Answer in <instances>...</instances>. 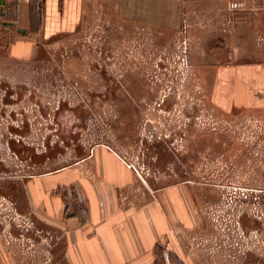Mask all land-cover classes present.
<instances>
[{"label": "rangeland", "instance_id": "374dc122", "mask_svg": "<svg viewBox=\"0 0 264 264\" xmlns=\"http://www.w3.org/2000/svg\"><path fill=\"white\" fill-rule=\"evenodd\" d=\"M259 3L238 11L251 21L236 40L201 41L120 24L107 0H94L34 58L0 51V211L17 264H65L56 230L28 212L25 183L96 146L144 181L190 194L200 227L189 240L208 245V264H264V107L219 109L204 64L264 63Z\"/></svg>", "mask_w": 264, "mask_h": 264}, {"label": "crops", "instance_id": "0c3cea01", "mask_svg": "<svg viewBox=\"0 0 264 264\" xmlns=\"http://www.w3.org/2000/svg\"><path fill=\"white\" fill-rule=\"evenodd\" d=\"M107 1L120 24L201 41L236 40L238 27L251 21L238 11L260 9V0ZM93 2L0 0V51L11 59L34 58L41 44L74 31ZM204 64L211 67V102L219 109L264 107V63ZM178 184H150L116 151L96 146L75 165L28 178L25 189L28 212L58 233L65 264H208V245L201 252L189 240L200 225L193 198ZM1 213L0 264H17L3 245Z\"/></svg>", "mask_w": 264, "mask_h": 264}]
</instances>
